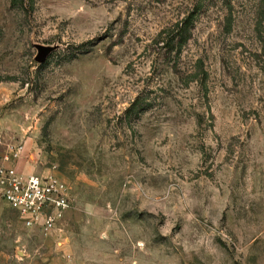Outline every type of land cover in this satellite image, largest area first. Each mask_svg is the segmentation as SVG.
Segmentation results:
<instances>
[{
  "label": "rangeland",
  "instance_id": "374dc122",
  "mask_svg": "<svg viewBox=\"0 0 264 264\" xmlns=\"http://www.w3.org/2000/svg\"><path fill=\"white\" fill-rule=\"evenodd\" d=\"M0 137L68 193L0 264H264V0H0Z\"/></svg>",
  "mask_w": 264,
  "mask_h": 264
},
{
  "label": "built area",
  "instance_id": "2783aa9c",
  "mask_svg": "<svg viewBox=\"0 0 264 264\" xmlns=\"http://www.w3.org/2000/svg\"><path fill=\"white\" fill-rule=\"evenodd\" d=\"M0 201L23 217L27 227L52 229L67 207L65 184L56 175L22 173L16 167L17 144L0 137Z\"/></svg>",
  "mask_w": 264,
  "mask_h": 264
},
{
  "label": "water",
  "instance_id": "95a60500",
  "mask_svg": "<svg viewBox=\"0 0 264 264\" xmlns=\"http://www.w3.org/2000/svg\"><path fill=\"white\" fill-rule=\"evenodd\" d=\"M35 47L37 49V54L35 56V60L37 62H42L47 57V55L52 50L55 49L56 46L55 45L54 46H46V45L36 44Z\"/></svg>",
  "mask_w": 264,
  "mask_h": 264
},
{
  "label": "bare ground",
  "instance_id": "6f19581e",
  "mask_svg": "<svg viewBox=\"0 0 264 264\" xmlns=\"http://www.w3.org/2000/svg\"><path fill=\"white\" fill-rule=\"evenodd\" d=\"M22 149H23V147H22Z\"/></svg>",
  "mask_w": 264,
  "mask_h": 264
}]
</instances>
